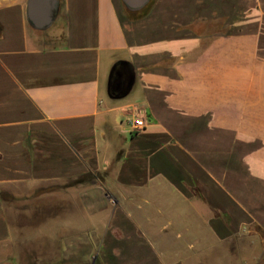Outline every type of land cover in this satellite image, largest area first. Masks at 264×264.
<instances>
[{
  "label": "crops",
  "instance_id": "0c3cea01",
  "mask_svg": "<svg viewBox=\"0 0 264 264\" xmlns=\"http://www.w3.org/2000/svg\"><path fill=\"white\" fill-rule=\"evenodd\" d=\"M126 14L57 0L38 30L0 0V264H17L8 207L39 196L61 264H264V0ZM85 172L105 175L66 185Z\"/></svg>",
  "mask_w": 264,
  "mask_h": 264
},
{
  "label": "rangeland",
  "instance_id": "374dc122",
  "mask_svg": "<svg viewBox=\"0 0 264 264\" xmlns=\"http://www.w3.org/2000/svg\"><path fill=\"white\" fill-rule=\"evenodd\" d=\"M53 186L49 183L46 187ZM54 203V196H39L33 197L27 202L14 200L11 206L8 207V218L15 227L16 243L14 249L17 264H61L63 252L61 249L63 246L41 238L38 227L41 223L49 222V218L54 216V213H37L38 206ZM66 203H69V201ZM10 215L11 217H9Z\"/></svg>",
  "mask_w": 264,
  "mask_h": 264
},
{
  "label": "water",
  "instance_id": "95a60500",
  "mask_svg": "<svg viewBox=\"0 0 264 264\" xmlns=\"http://www.w3.org/2000/svg\"><path fill=\"white\" fill-rule=\"evenodd\" d=\"M124 7L131 12L143 9L150 0H121ZM57 0H27V18L38 30L48 28L55 17Z\"/></svg>",
  "mask_w": 264,
  "mask_h": 264
},
{
  "label": "trees",
  "instance_id": "16d2710c",
  "mask_svg": "<svg viewBox=\"0 0 264 264\" xmlns=\"http://www.w3.org/2000/svg\"><path fill=\"white\" fill-rule=\"evenodd\" d=\"M150 4H151V0L149 1V3L143 9H141L138 12H131V11H128L125 8L126 11H127V14H126L127 17L129 19L139 17L141 14H143V13H145L147 11V9L149 8ZM116 68H117V66L114 67V69H112V71H114ZM104 175H105V173H103V172H85V173H81L78 176H76L75 178L69 179L66 182V185L67 186H74V185H80V184H97L99 181L103 180Z\"/></svg>",
  "mask_w": 264,
  "mask_h": 264
},
{
  "label": "built area",
  "instance_id": "2783aa9c",
  "mask_svg": "<svg viewBox=\"0 0 264 264\" xmlns=\"http://www.w3.org/2000/svg\"><path fill=\"white\" fill-rule=\"evenodd\" d=\"M146 126V120L142 115L133 114L131 120H129V127L131 132H138L143 130Z\"/></svg>",
  "mask_w": 264,
  "mask_h": 264
},
{
  "label": "flooded vegetation",
  "instance_id": "af4514ba",
  "mask_svg": "<svg viewBox=\"0 0 264 264\" xmlns=\"http://www.w3.org/2000/svg\"><path fill=\"white\" fill-rule=\"evenodd\" d=\"M128 70L122 68V67H118L114 70L113 75H112V82H115V80L118 79V81L121 84V87L124 86L127 78H128ZM113 84L111 86V90H113Z\"/></svg>",
  "mask_w": 264,
  "mask_h": 264
}]
</instances>
